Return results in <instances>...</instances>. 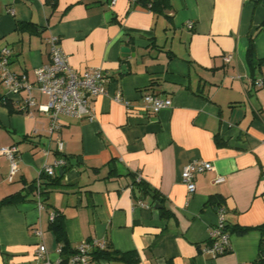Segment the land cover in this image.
<instances>
[{"label":"crops","instance_id":"1","mask_svg":"<svg viewBox=\"0 0 264 264\" xmlns=\"http://www.w3.org/2000/svg\"><path fill=\"white\" fill-rule=\"evenodd\" d=\"M169 4L153 10L131 0H0V50L11 49L14 73L33 83L34 70L49 61L46 39L57 36L76 72L105 75L94 118L61 115L53 134L42 108L46 98L33 88L34 104L21 109L26 91L12 92L0 81V147L18 151L12 181L9 161L0 157V202L18 199L0 205V264H56L64 245L75 250L92 240L136 261L89 264H252L258 258L264 85L255 82L264 62V0ZM117 93L123 102L114 99ZM146 94L171 105L144 110ZM58 157L64 170L43 177L42 168ZM195 160L212 169L196 175L189 193L181 173ZM212 196L220 204L208 202ZM218 207L228 228L250 230L229 231V251L212 257L204 248ZM40 244L45 259L36 256Z\"/></svg>","mask_w":264,"mask_h":264},{"label":"built area","instance_id":"2","mask_svg":"<svg viewBox=\"0 0 264 264\" xmlns=\"http://www.w3.org/2000/svg\"><path fill=\"white\" fill-rule=\"evenodd\" d=\"M117 0H110L114 5ZM136 2V0H131ZM13 13V11H9ZM188 28H193L192 22H187ZM48 50V63L34 70L35 80L29 82L25 74L18 75L10 69L11 49L4 47L0 50V81L12 92L25 90L26 98L23 100L21 109L34 104L31 95L33 88L46 98L42 108L51 118L49 133L60 129L59 117L61 115L76 119H87L91 121L94 118L93 100L100 95L105 94V75L100 69H91L84 72H76L69 64L67 54L59 44L57 36H50L46 39ZM230 56L225 58L229 61ZM256 86L264 85V63H262V78L255 82ZM116 101H122L120 93H117ZM144 110L158 112L159 110L171 105L169 99H162L156 95L146 94L143 96ZM125 107H129L124 102ZM58 149L62 150V142H58ZM18 151L15 146L0 147V157H5L9 161L8 181L13 180L17 172ZM65 162L61 157L54 160L51 165H45L42 168V175L53 177L56 168H62ZM212 164L207 161L195 160L186 164L181 173L182 182L185 183L189 193L196 189L195 177L205 171L211 170ZM140 179V176H137ZM219 178L217 181H221ZM40 190L41 185L38 183ZM56 215H50V221L53 222ZM209 244L204 248V252L212 257L224 254L229 251V232L226 230L224 209L217 208V222L210 228L208 236ZM104 241H85L79 244L75 253L72 254L66 264H89L92 260V251L94 249H104ZM60 252V250H59ZM47 254L46 247L40 244L36 250L38 259H45ZM61 259L56 262L60 264ZM46 264H51L46 261Z\"/></svg>","mask_w":264,"mask_h":264},{"label":"trees","instance_id":"3","mask_svg":"<svg viewBox=\"0 0 264 264\" xmlns=\"http://www.w3.org/2000/svg\"><path fill=\"white\" fill-rule=\"evenodd\" d=\"M136 3L142 5L143 7L145 8H150V9H165V8H169L170 4H169V0H136ZM252 48H253V45H252V42L250 43L249 45V48H248V51H247V58H248V61L250 63H252V57H253V52H252ZM262 63L264 62H261L260 65L262 66ZM1 101H3V99H1ZM62 171L64 170V167L61 168ZM43 177H46V176H43ZM46 178H52V177H46ZM136 183L139 185V186H143L145 187V184L143 182V180L140 178L139 180L137 179L136 177ZM146 188V187H145ZM143 191H147L143 188ZM18 199L16 198H13V197H7L5 198L3 201L0 202V205H4V204H9V203H13V202H16ZM208 202H215V203H218L220 204L219 200L217 197L215 196H212ZM51 227L52 229L55 230L56 232V236H57V239L58 240H62L63 237H62V233H61V228H60V225H59V221H58V217L55 218V220L52 222L51 224ZM260 231H261V235H262V238H261V241H260V248H259V254H258V258L252 263V264H264V226H260V227H257ZM226 230L229 232H236L238 234H243V233H246L248 230H250V228H228V226L226 225ZM107 247V246H106ZM106 247L104 249H94L91 253L92 255V260L95 259V260H98V259H102V258H119V259H124V260H127L129 262H135L136 259L134 257H128L126 256L125 254H120L118 253L117 251H108V249H106ZM75 253V250H68L67 247L64 245L63 248H61L60 250V255L62 257L61 259V262L60 264H66L67 263V260L68 258Z\"/></svg>","mask_w":264,"mask_h":264},{"label":"water","instance_id":"4","mask_svg":"<svg viewBox=\"0 0 264 264\" xmlns=\"http://www.w3.org/2000/svg\"><path fill=\"white\" fill-rule=\"evenodd\" d=\"M121 70H122V71H125V70H126V66H125V65H123V66L121 67ZM150 195H151V196H153V194H152V193H150ZM154 207H155V208H159V207H160V205H158V204L156 203V204L154 205ZM262 255H264V254H262Z\"/></svg>","mask_w":264,"mask_h":264}]
</instances>
